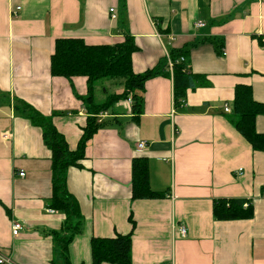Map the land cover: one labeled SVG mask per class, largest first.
<instances>
[{"label":"crops","instance_id":"crops-1","mask_svg":"<svg viewBox=\"0 0 264 264\" xmlns=\"http://www.w3.org/2000/svg\"><path fill=\"white\" fill-rule=\"evenodd\" d=\"M196 22L206 27L196 30ZM126 35L138 47L135 72L161 64L165 74L146 82L139 117L127 100L109 108L82 166L67 173L82 213L71 263L92 264L93 238L131 234L132 264H264V153L224 111L225 104L233 110L238 85L252 86L264 104V0H0V253L15 264H55L53 233L64 234L66 217L49 207L52 152L25 113L51 118L77 150L89 116L80 99L89 95L88 79L52 75L56 41L114 45ZM166 50L183 54L192 74L210 84L188 90L186 105L175 109ZM124 91L122 80H99L95 104ZM257 130L264 133V116ZM142 141L149 146L141 152ZM138 157L148 160L155 199L132 198ZM220 200H245L254 217L216 221ZM16 221L25 227L18 237Z\"/></svg>","mask_w":264,"mask_h":264},{"label":"trees","instance_id":"trees-1","mask_svg":"<svg viewBox=\"0 0 264 264\" xmlns=\"http://www.w3.org/2000/svg\"><path fill=\"white\" fill-rule=\"evenodd\" d=\"M138 52L135 39L129 35L125 40L114 45L90 46L80 39H59L56 41L55 53L51 60L53 76L72 79L86 77L89 95L80 98L85 104L88 120L84 133L75 151L70 150L68 142L52 122L47 118L26 109L25 113L32 123L43 130L45 146L52 152V196L50 209L66 217L64 234L53 233L54 242L59 245L62 264H72L69 247L74 237L82 231V213L80 205L69 191L67 173L71 168H79L86 159L85 151L88 141L104 125L95 117L101 112H108L121 100L132 98V112L139 117L143 111V92L148 80L165 74L162 65L136 73L133 55ZM174 64V102L180 107L186 100L187 91L209 86L205 77L192 74L185 62H179L183 54L171 51ZM178 61V62H177ZM169 75V73H167ZM102 79L122 80L125 91L121 96H111L106 104L97 107L94 99V85ZM264 116V104L254 97L252 86L238 85L231 121L237 131L252 145L254 151L264 153V133L257 130L258 118ZM159 193L150 186L148 160L146 157L134 158L132 163V198L134 200L155 199ZM245 200H220L213 207L216 221L251 220L254 208ZM134 225L132 219H130ZM92 264H132V235H118L114 238H93L91 240Z\"/></svg>","mask_w":264,"mask_h":264},{"label":"built area","instance_id":"built-area-1","mask_svg":"<svg viewBox=\"0 0 264 264\" xmlns=\"http://www.w3.org/2000/svg\"><path fill=\"white\" fill-rule=\"evenodd\" d=\"M19 10H21L20 7H18L16 11H19ZM114 12H115V10L112 9L111 13L113 14ZM13 14L15 15V12H13ZM112 18L115 19L116 15L113 14ZM193 27H194V29L199 30L201 28L206 27V24H204L203 22H196V23H194ZM175 40H176L175 37H169L168 38L169 44L174 43ZM222 52H223L224 55L226 54L225 50H222ZM179 62H185L186 63V58L185 57H181ZM166 63H167V67H168L169 73L171 74V76H173V70H174V64L175 63L172 60L170 52H168L167 50H166ZM127 101H128V103L130 105H133L132 98H129ZM184 105H186V100H182L181 103H180L181 107L184 106ZM176 107L177 106L175 105V102H174V109ZM224 111L226 113H232V108L230 107L229 104H225L224 105ZM95 117L98 119V123H102L104 118L109 117V113L108 112H101L100 114H98ZM148 146H149V143L147 141H142V142H140L137 145V149H138V151L142 152V151H145L146 149H148ZM239 173L241 174V172H239ZM25 175H26L25 172L21 170L20 173H19V176L20 177H25ZM248 207H249V204L246 203L244 205V208H248ZM50 212L54 213L55 211L52 210ZM24 228L25 227H24V224L22 222H17V221L14 222V224H13V235L15 237H18L21 234V232L24 230ZM179 233H180L182 238L186 237L187 228L185 226H180L179 227ZM0 264H15V263L10 258H7L2 253H0Z\"/></svg>","mask_w":264,"mask_h":264},{"label":"rangeland","instance_id":"rangeland-1","mask_svg":"<svg viewBox=\"0 0 264 264\" xmlns=\"http://www.w3.org/2000/svg\"><path fill=\"white\" fill-rule=\"evenodd\" d=\"M169 43V41H167ZM99 102H103V100H98ZM55 241V240H54ZM54 246H55V252H54V259L53 262H55V264H62L61 261V256L60 254L58 255V253H61L60 249H59V245H56L54 242ZM52 262V263H53Z\"/></svg>","mask_w":264,"mask_h":264}]
</instances>
